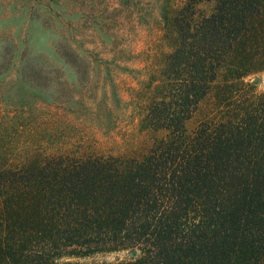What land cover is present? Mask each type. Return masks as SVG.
I'll list each match as a JSON object with an SVG mask.
<instances>
[{
	"label": "trees",
	"instance_id": "trees-1",
	"mask_svg": "<svg viewBox=\"0 0 264 264\" xmlns=\"http://www.w3.org/2000/svg\"><path fill=\"white\" fill-rule=\"evenodd\" d=\"M47 1L75 79L0 113V264H264V92L215 93L259 63L264 0Z\"/></svg>",
	"mask_w": 264,
	"mask_h": 264
},
{
	"label": "rangeland",
	"instance_id": "rangeland-1",
	"mask_svg": "<svg viewBox=\"0 0 264 264\" xmlns=\"http://www.w3.org/2000/svg\"><path fill=\"white\" fill-rule=\"evenodd\" d=\"M199 7L210 13L213 4L204 3ZM50 8L55 15L49 10ZM67 20L74 21L71 17H63V6L47 0H42L40 4L37 0H0V113L18 109L26 98L38 99V103H53L55 97L53 95L58 84L63 85V79L69 82L75 79L73 71L63 66V37L67 34L63 29V22L66 23ZM147 21L150 22V18H147ZM139 28V31L132 32L130 36L135 42V48L145 50L153 32L150 24ZM245 45L247 43L242 41L237 44L233 56L245 57L243 54ZM253 58L259 63L247 68L244 73L238 72L239 75L231 77L236 72L231 74L230 66L226 67V70L223 69L215 85L216 95H222L225 81L229 77L235 83L234 91L238 96L247 91L241 86L240 81L242 84H253L250 92L263 93L264 35ZM133 65L132 68L138 66L136 63ZM27 68L33 70L26 72L27 77L38 76L47 82L45 93L32 89L25 82L23 73ZM202 107L206 108L201 111L203 114L211 108L209 103H205ZM124 257V254L98 256L94 262H112L115 258Z\"/></svg>",
	"mask_w": 264,
	"mask_h": 264
}]
</instances>
